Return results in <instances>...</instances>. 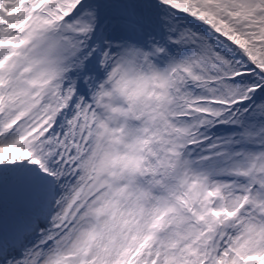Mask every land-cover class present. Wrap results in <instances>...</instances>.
I'll use <instances>...</instances> for the list:
<instances>
[{"label": "snow or ice", "instance_id": "1", "mask_svg": "<svg viewBox=\"0 0 264 264\" xmlns=\"http://www.w3.org/2000/svg\"><path fill=\"white\" fill-rule=\"evenodd\" d=\"M0 264H264V0H0Z\"/></svg>", "mask_w": 264, "mask_h": 264}]
</instances>
